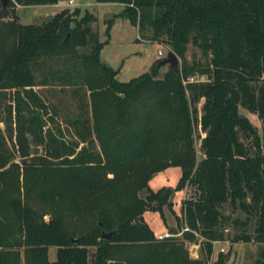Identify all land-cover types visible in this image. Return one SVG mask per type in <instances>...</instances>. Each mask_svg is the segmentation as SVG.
<instances>
[{"label": "trees", "instance_id": "trees-1", "mask_svg": "<svg viewBox=\"0 0 264 264\" xmlns=\"http://www.w3.org/2000/svg\"><path fill=\"white\" fill-rule=\"evenodd\" d=\"M1 1L0 264H209L212 240L256 243L264 264V135L237 110L264 133V0H93L120 5L137 40L164 42L180 62L126 82L99 61L92 14L22 25L16 6L56 0ZM188 45L199 60L185 59ZM169 167L173 191L190 189L178 211L191 232L156 240L142 215L170 205L147 183Z\"/></svg>", "mask_w": 264, "mask_h": 264}, {"label": "rangeland", "instance_id": "rangeland-1", "mask_svg": "<svg viewBox=\"0 0 264 264\" xmlns=\"http://www.w3.org/2000/svg\"><path fill=\"white\" fill-rule=\"evenodd\" d=\"M71 1V4L68 5L67 2ZM56 6L54 4L42 5V6H32V7H15V16L17 20L22 25H42L49 21L53 14L57 13L62 9H67L71 11L76 8L79 11L80 16L85 11L89 14H92L95 17V22L91 25L92 31L96 34L98 42H104L99 51V61L102 64H105L112 70L116 71L115 80L120 82H126L129 79L146 72L152 63H158L165 58L166 53L168 52V47L164 42H144V41H135L134 38L137 36V31L133 26H130L129 23L117 16L121 7L117 4H97L93 0H56ZM111 20V23L108 27V32L105 28L107 22ZM160 51L161 56H157L156 52ZM185 59L188 61L190 58L194 60L200 59L199 52L192 47L191 45L187 46V49L184 53ZM176 61L179 65V60L176 58ZM167 65L161 66L158 69V78L166 72ZM39 79V75H36V80ZM40 96L43 99H46V89L40 88ZM199 108V105H198ZM238 113L242 116H245L250 125L255 127L256 134L261 138L264 135L259 121L256 119L255 115L249 114L242 109H237ZM197 134V131H195ZM241 142L249 146L248 140H242ZM197 142L195 141V144ZM197 149V144L195 145ZM200 157V154L197 153V158ZM179 169L176 167H169L166 170L158 172L150 178L147 183L148 188L151 191L163 190L168 191L167 198L170 205V210L164 205L159 212H150L146 211L143 214V222L146 224L148 229L153 233H162L167 231L169 227V233H177L181 230V218L179 211L177 209V204L174 203L178 201V204L185 199L189 193L190 189L188 187L183 188L180 191H173V188L178 180ZM263 176H264V167H263ZM222 210L225 213L232 214V217L243 218V214L237 210L232 211L228 205H223ZM176 217V220L173 221V216ZM46 219V217H44ZM252 222L251 220L245 228L247 234H251L252 231ZM172 225V226H171ZM228 229L229 236L232 235V231ZM228 250V260L224 264H253L257 252V247L260 245L251 242H242L232 243ZM264 246V245H262ZM188 253L190 250L197 251L199 249L198 245H188ZM55 258V249L48 247L47 250V259L48 261H53ZM215 259V254L209 256V264H211Z\"/></svg>", "mask_w": 264, "mask_h": 264}, {"label": "built area", "instance_id": "built-area-1", "mask_svg": "<svg viewBox=\"0 0 264 264\" xmlns=\"http://www.w3.org/2000/svg\"><path fill=\"white\" fill-rule=\"evenodd\" d=\"M68 5L71 4V1H68L67 2ZM156 55L159 57L161 56V52L160 51H157L156 52ZM207 81V78L204 77L203 75H200V76H191L188 78V82H192V83H200V82H206ZM181 218V216H180ZM187 232H191V230L186 227L183 223V219L181 218V230L180 232H177V233H168V232H164V233H161V234H154L153 237L156 239V240H163V239H170L171 237H180V235L182 233H187ZM224 233H227L228 232V229H224L223 230ZM228 241L226 240H223L221 242L219 241H216V240H212V241H209V244H211V254H221V253H225L226 252V248H223L221 245L222 244H228L227 243Z\"/></svg>", "mask_w": 264, "mask_h": 264}, {"label": "water", "instance_id": "water-1", "mask_svg": "<svg viewBox=\"0 0 264 264\" xmlns=\"http://www.w3.org/2000/svg\"><path fill=\"white\" fill-rule=\"evenodd\" d=\"M6 3H7V0H2L1 1V7L4 8ZM166 65L169 69H175L178 66V62L176 61L175 56L170 51H168L166 53V56L164 59H162L161 61L158 62L157 67L166 66ZM167 193H168V191H165L164 194H167ZM112 235H113V232L102 233L100 236V239L109 240ZM74 242H75V240H74Z\"/></svg>", "mask_w": 264, "mask_h": 264}, {"label": "crops", "instance_id": "crops-1", "mask_svg": "<svg viewBox=\"0 0 264 264\" xmlns=\"http://www.w3.org/2000/svg\"><path fill=\"white\" fill-rule=\"evenodd\" d=\"M99 4H105V3H99ZM117 5H118V4H117ZM54 6H56V4H54ZM119 6H120V5H119ZM134 40L137 41V42L139 41V40L136 39V36H135ZM167 68H168V67H167ZM176 204H177V205H176ZM174 205H176V206H177V209H178L180 204H178V201H177V203L175 202ZM172 216H173V215H172ZM142 219H143V215H142ZM174 220H175V219H174V216H173V221H174ZM171 226H172V225H171ZM169 229H171V227H169L168 230H167V231H164V232H168V233H169ZM164 232H162V233H164ZM152 233H153V232H152ZM154 234H157V233H153V235H154ZM158 234H161V233H158ZM227 243H228V244H222V245H221L223 248H226V252H225V253H227L228 250H229V247H230L231 245H233L232 243H229V242H227ZM188 254H189V256H190L191 258H196V251H194V250H190ZM228 258H229V256H227V259H226L227 261H226L225 263H227L229 260L232 261V257H231V259H229V260H228ZM254 261H255V260H254Z\"/></svg>", "mask_w": 264, "mask_h": 264}]
</instances>
